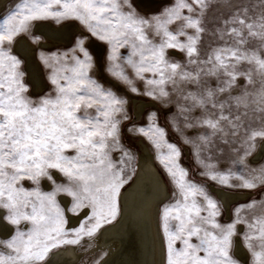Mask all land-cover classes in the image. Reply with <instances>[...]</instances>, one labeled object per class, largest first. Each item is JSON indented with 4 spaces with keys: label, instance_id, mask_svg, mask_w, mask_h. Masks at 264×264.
Segmentation results:
<instances>
[{
    "label": "snow or ice",
    "instance_id": "snow-or-ice-1",
    "mask_svg": "<svg viewBox=\"0 0 264 264\" xmlns=\"http://www.w3.org/2000/svg\"><path fill=\"white\" fill-rule=\"evenodd\" d=\"M208 7L209 0H175L161 13L143 17L133 0H19L2 15L0 220L14 228L7 238H0V264H48L54 250L79 246L111 224L118 215L120 190L127 183L125 162L130 159L119 141L120 118L127 119L126 101L89 75L93 62L82 37L71 49L70 66L68 53H41L42 62L51 69L53 94L38 100L27 95L22 60L5 46L31 32L35 21L79 19L92 36L110 45V60L118 47L130 49L125 61L134 76L145 82L146 95L167 97L169 84L180 93L183 103L179 115L185 127L205 129L195 140H186L194 145L197 158L212 146L214 137L228 143L244 129V155L234 161L244 165L257 138L264 140V0H246L232 6L217 29L219 46L201 59L197 45ZM197 8L198 17L194 15ZM177 21L180 27L170 30L168 25ZM149 31L159 37L158 43L150 38ZM32 40L40 43L39 36L33 35ZM169 49L185 53L187 65L170 61L166 55ZM61 63L65 65L62 72L56 67ZM244 63L249 67L241 71L239 66ZM188 66H192L190 71ZM145 73H151V78ZM115 74L127 80L122 67ZM238 78H243L244 87L233 95L239 87ZM127 82L132 91H137L131 80ZM189 88L192 90L187 91ZM93 108L94 114L89 112ZM197 111L200 114L194 115ZM253 121L261 127L253 129ZM150 130L157 137L165 135L158 127ZM160 143L157 140L156 146ZM167 148L160 163L177 192L173 193V202L161 208L166 264H237L230 254L237 222L247 224L246 246L253 249L254 241H258L264 249V217L247 223L237 209L236 221L220 224L216 220L218 202L205 186L187 179V170L179 164V149L172 144ZM116 150L122 155L114 160L112 153ZM200 162L207 169L204 175L222 185L244 189L264 186V164L244 175L231 170L220 173L214 165ZM57 174L63 182H57ZM233 176L240 180L238 185L230 183ZM42 180L50 183L51 191H42ZM26 182L31 186L25 187ZM60 193L70 198L66 208L57 201ZM255 204L250 201L241 207L251 209ZM66 211L84 216L78 227H67ZM253 255L264 264V252L254 251ZM102 259L96 264H102Z\"/></svg>",
    "mask_w": 264,
    "mask_h": 264
},
{
    "label": "rangeland",
    "instance_id": "rangeland-1",
    "mask_svg": "<svg viewBox=\"0 0 264 264\" xmlns=\"http://www.w3.org/2000/svg\"><path fill=\"white\" fill-rule=\"evenodd\" d=\"M19 0H8L5 7L0 11V18H2L3 14L11 9ZM175 0H165L158 9L144 12L137 4L135 0H133V4L136 7V11L140 16L143 17H151L153 15H157L161 13L166 7H170ZM246 2V0H209V7L206 9L202 25L204 27L203 33L200 35V39L198 42V49L200 53V58L203 59L207 53L211 51V49L216 48L220 44V40L218 38L217 29H219L223 21L227 18L228 13L232 10V6ZM252 3H257V0H251ZM258 11V9H257ZM184 14L187 15V10H183ZM196 17L199 16V9H196L194 13ZM51 21L55 24H60L65 21H75L77 22L82 31L77 33L70 44L68 45H54L50 48H41L36 47L35 55L42 66L43 75L45 77L46 86L41 92H33L31 82L26 74L25 62L22 56L14 51V43L10 46L6 45L5 47H10L11 53L17 55L21 60V70L24 72V83L28 88L27 95H29L33 100H38L41 96L53 94V86L50 82L49 76L51 69L46 66L41 60V53L52 55L53 53L59 55L62 53H68L69 60L68 65H71V49L76 46V40L78 38L84 39V47L88 50L89 55L92 58L93 68L90 71L89 75L96 79L101 85L105 88L111 89L115 92L119 97H122L126 103L124 105V111L127 114V119L120 118V135L119 141L120 146L123 148L124 152H127L130 156V159L125 162V173L127 178V183L121 188L120 195L123 192V188H125L132 180L133 175L137 169V164L139 160V152L142 150L143 146H147L150 153L154 158V162L157 170L162 175L164 181L166 182L167 188L169 190L170 196L168 199L160 203L159 206V227L163 233L162 228V220H161V208L163 205L170 204L173 202V193L177 192L176 185L172 181L170 175L166 172L163 166L160 163L161 154L166 155L168 152L167 145L172 144L176 146L180 151L179 164L181 167L187 170L188 176L187 179L195 182L196 184L205 186L208 193L218 202L219 214L216 216V220L222 224L227 225L237 220V209L239 211V217L241 220H246L247 223H252L254 218L264 217V186H258L254 189H244L240 187H229L226 185H222L218 181H214L210 179L209 175H204L207 171L205 167L201 164V160L205 163L211 164L215 166V169L220 173H227L231 170L234 173L243 172L244 175L248 174V171L252 168L259 167L260 164H264V155L258 160V163L251 162L249 160V156L245 158L244 165L235 164L234 161L239 159V157L244 155V139L245 132L244 129H241L238 137L234 140H230L228 143H225L224 140L219 138H213V144L210 148L202 150L199 158L195 155L196 149L192 143H186V140L192 139L195 140L198 134L204 132L203 128H186L184 119L181 115H179L180 105L183 103V98L178 91L173 90V86L171 84L166 85V91L169 93V96L164 97L162 99H154L152 96L146 95L145 92L147 90V86L143 80L136 78L133 74V69L130 65H128L125 61V58L128 56L130 49L127 48H117L115 52V58L110 60V45L98 39L95 36H92L88 27L85 23L76 18H68L57 22L54 18L45 19ZM42 21V20H40ZM35 21L34 23H36ZM33 23V24H34ZM169 29L175 31L178 27H180L179 22H174L168 25ZM32 30L29 33H24L27 37L32 40V36L36 35L42 39V35L38 32H33ZM189 34L192 33V29L186 30ZM22 35V34H21ZM149 36L154 40V42H159V37H155L151 31H149ZM182 41L185 40L184 36L179 37ZM93 40V41H92ZM33 41V40H32ZM90 44V45H89ZM96 44V45H95ZM98 45V48L95 46ZM99 51V52H98ZM97 54V55H96ZM81 59H83L82 53H77ZM100 55V56H99ZM167 58L172 62H178L181 65H187V56L183 52H179L176 50L169 49L167 50ZM98 58V59H97ZM99 61V62H98ZM100 65H99V64ZM58 71H63L65 65L63 63L56 65ZM127 73V80H131L132 84H134L137 91H132L129 83L125 80L124 77H117L115 73H118L121 69ZM192 66H188V70H191ZM247 63L241 64L239 66L241 71H245L248 69ZM102 69V70H101ZM104 74V75H103ZM108 76V77H107ZM145 76L151 78V73H145ZM106 77V78H105ZM113 81V82H112ZM115 83V84H114ZM237 84L239 87L233 90V95H238L240 90L244 87L243 78H238ZM118 85V86H117ZM259 85H257L258 87ZM183 87V85H181ZM31 89V90H30ZM187 91H191L192 89H186ZM249 91H252L250 88ZM143 100L146 105L143 109L136 113V104L139 101ZM242 110V109H241ZM235 111V109H233ZM90 113L95 112V109H89ZM154 114V115H152ZM199 111L194 113V115H199ZM158 127L164 130L165 135L160 138L155 135L154 132L150 130V128ZM251 127L253 129H257L261 127L258 121H253ZM140 128H144L145 132L138 131ZM160 140V147L156 146V141ZM260 141L259 138L255 141V148ZM122 155L120 150H116L112 153L113 159H119ZM57 182H63V178L57 174ZM230 183L232 185H238L240 180L233 176L231 178ZM210 185H215L218 187H222L228 190H240V191H248L250 195L243 199L238 200L230 205L229 210H227L223 204V202L218 198L214 192H212ZM30 182L25 183V187H30ZM41 189L42 191H51L52 186L49 182L42 180L41 181ZM64 196V197H63ZM66 195L63 193L57 194V201L61 205V207H67L70 203V198L65 197ZM176 198H179L177 195ZM201 204H203V199L201 197H197ZM250 201H256V204L253 208H243L241 206L248 204ZM228 211V215L226 212ZM120 212V200H119V211L116 219L119 216ZM73 214V213H72ZM70 212H65L67 227L68 228H76L79 226L80 222L84 219V216L73 214ZM205 214V213H202ZM70 215V216H69ZM73 219V220H72ZM115 219V220H116ZM114 220V221H115ZM75 223H74V222ZM112 221V223L114 222ZM74 223V224H73ZM12 226V225H11ZM239 226V227H238ZM24 227V224H21V228ZM104 227V226H103ZM102 227V228H103ZM14 226L10 233L12 232ZM101 228V229H102ZM100 229V230H101ZM99 230V231H100ZM96 233V235L99 233ZM247 231V224L244 222L236 223V234L233 236V242L230 254L233 259L237 262V264H243V261L235 254L234 252V243L235 238L240 239L245 252H246V264H260V258H257L253 255V252H264V249L259 247V242L254 241V248L249 249L246 246V241L244 239V234ZM1 235L0 238H7L9 235ZM96 235L94 237H96ZM85 238L81 245L77 246L82 250V255L80 262L78 264H96L97 260L102 257V250L96 249L92 251V247H94L93 238ZM193 242H196L195 238H193ZM165 244V239H164ZM179 243H177L176 247H179ZM165 264H166V244H165Z\"/></svg>",
    "mask_w": 264,
    "mask_h": 264
},
{
    "label": "bare ground",
    "instance_id": "bare-ground-1",
    "mask_svg": "<svg viewBox=\"0 0 264 264\" xmlns=\"http://www.w3.org/2000/svg\"><path fill=\"white\" fill-rule=\"evenodd\" d=\"M7 1L0 0V11L5 7ZM164 2L165 0H135L137 6L144 12L156 10ZM33 29L42 35L40 43H33L29 37L22 34L14 41V48L22 56L27 66L26 74L31 82L32 91L41 92L47 86L42 66L34 54V49L36 47L50 48L59 44L68 45L67 43H71L73 37L82 29L77 22L69 20L60 24L48 20L37 21L33 24ZM95 47L98 48V45ZM135 102H139L135 108L136 113L139 114L146 103L143 100ZM263 155L264 140L260 139L249 156V160L257 162ZM210 187L227 210L234 202L243 200L250 195L248 191L228 190L215 185H210ZM169 196L166 182L157 170L152 154L147 146H143L139 152L137 169L133 178L123 188L119 197L118 218L113 223L105 225L93 238L92 251L96 249L103 251L102 264H165V244L163 233L159 227L158 215L160 203L168 199ZM226 214L228 215V211ZM11 229L12 226L9 223L0 220L1 235L9 234ZM239 240L237 237L235 238L234 252L243 261V264H246L247 254ZM81 255L82 250L79 247L65 246L50 253L48 264H78Z\"/></svg>",
    "mask_w": 264,
    "mask_h": 264
},
{
    "label": "water",
    "instance_id": "water-1",
    "mask_svg": "<svg viewBox=\"0 0 264 264\" xmlns=\"http://www.w3.org/2000/svg\"><path fill=\"white\" fill-rule=\"evenodd\" d=\"M73 40V39H72ZM70 43V42H69ZM69 43H67V44H69ZM47 46H51V45H47ZM13 49L16 51V49L13 47ZM36 49V48H35ZM35 49H34V54H35ZM25 67L27 68V66H26V64H25ZM35 93H37V92H35Z\"/></svg>",
    "mask_w": 264,
    "mask_h": 264
}]
</instances>
